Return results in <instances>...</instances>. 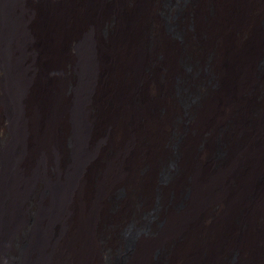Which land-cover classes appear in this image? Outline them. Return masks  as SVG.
<instances>
[{"label": "bare ground", "instance_id": "1", "mask_svg": "<svg viewBox=\"0 0 264 264\" xmlns=\"http://www.w3.org/2000/svg\"><path fill=\"white\" fill-rule=\"evenodd\" d=\"M169 1L0 0V264H264V0Z\"/></svg>", "mask_w": 264, "mask_h": 264}, {"label": "rangeland", "instance_id": "2", "mask_svg": "<svg viewBox=\"0 0 264 264\" xmlns=\"http://www.w3.org/2000/svg\"><path fill=\"white\" fill-rule=\"evenodd\" d=\"M171 3H172V6H171ZM175 3H176L175 0H170L169 1L170 9H168L166 7V9L164 10V16H165V20H166L167 27H168L169 31L172 33L173 36H175L176 38L180 39L182 34H181V31L174 25V15H173V12H172V8L175 9ZM184 67H187V63L186 62H184ZM187 69H189V68H187ZM176 87H177V91L179 92L178 96H179V100H180L182 106H184L185 109H188L190 100L191 101L194 100V98H196V95H194V97L190 96L188 98L187 95H185V93L183 92L182 87H181V83L179 81L177 82ZM187 115H189L188 111L186 112V116ZM176 121H175V123L178 124L180 119H178ZM180 138H181V136L177 132H175L173 134L171 142H170L171 151H170V154L168 155V157L164 160L162 168H161V170H160V172L158 174L159 180L165 179L167 177L168 168L173 164L172 160H174L176 155H177L176 146H177V143L180 140ZM2 148H3V144L1 143V140H0V153L2 152ZM220 154L221 153L218 152V155H220ZM152 207H153V205H152ZM154 207H153V209H151V211H154V209L156 208V207L155 208ZM151 211L149 213H144V214L141 215L143 221L148 220L150 222L151 220L154 219V213L151 212ZM28 227L29 226L27 225L26 228H28ZM164 253H165V250L161 251L156 256L157 261H159V262L162 261V257L164 255ZM230 258H232V257H230ZM116 259H118L121 262L124 259V254L122 252L116 253ZM227 262L228 263L230 262L229 258L227 259Z\"/></svg>", "mask_w": 264, "mask_h": 264}]
</instances>
